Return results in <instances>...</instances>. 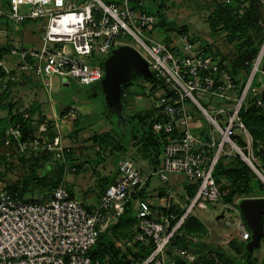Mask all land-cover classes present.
Here are the masks:
<instances>
[{"label": "built area", "instance_id": "2783aa9c", "mask_svg": "<svg viewBox=\"0 0 264 264\" xmlns=\"http://www.w3.org/2000/svg\"><path fill=\"white\" fill-rule=\"evenodd\" d=\"M147 1L5 0L0 4V18L6 17L14 24L37 22L40 45L11 47L8 55L16 61V73L12 74L9 62L1 59L5 76H0V85L7 87L22 73L35 76L45 87L50 86L53 75L60 77L64 85H69L71 78L81 85L96 84L104 75L98 62L116 47L133 46L130 41L138 44L139 49L133 47L149 62L152 74L162 85L152 91L151 84L148 92L153 105L152 131L165 138L164 157L156 174L166 182L169 173H181L190 185H196L188 207L173 225L174 214L159 217V211L147 199H137L138 227L154 244L141 264H179L174 258L169 260L165 252L195 206L205 209L215 203L223 204L224 221L231 224L230 211H239L238 203L245 198L223 203L215 177L222 159L238 155L264 190V166L249 151L253 138L241 115L252 105L264 112V71L260 65L264 45L246 80H240L227 61L206 52L190 32L172 30L161 34L160 39L147 33L158 21L155 14L147 12ZM225 1L247 4V0ZM22 6H26L25 11ZM255 80L261 86H256ZM197 93L205 97V104ZM216 99L220 105L211 104ZM190 105L202 115L203 123ZM39 130L46 131V125H39ZM21 136L18 125L0 137V144L4 140L9 145L15 139L21 151L54 150L56 157L62 159L71 153L58 136L42 143L37 138L21 140ZM8 166L9 162L0 163V172ZM118 169L117 180L106 187L94 204L72 195L63 183L50 192L36 190L24 196L0 187V264H94L90 252L99 235L119 220L133 194L147 180V174L130 157H123ZM237 228L240 240L248 241L251 232L246 223L238 220ZM175 253L184 259V264H195L196 255L188 249L180 248Z\"/></svg>", "mask_w": 264, "mask_h": 264}, {"label": "trees", "instance_id": "16d2710c", "mask_svg": "<svg viewBox=\"0 0 264 264\" xmlns=\"http://www.w3.org/2000/svg\"><path fill=\"white\" fill-rule=\"evenodd\" d=\"M159 1H161L160 5L162 6L161 3L163 2V0ZM146 10L149 13L155 14L157 17L159 16L157 24L153 27V29L146 30L147 33L159 31L161 34L162 32L165 33L172 30L190 32L189 27L186 24L178 25L174 22L169 21L164 14L160 13V9H158L156 13L149 10V8H147ZM6 19L8 20V18ZM208 22L214 32H219L222 30H225L227 32V39L236 48L237 55L234 58H228L226 55L220 54L218 51H216L212 46L213 44L208 41H201L204 50L209 54L219 55L221 60H228L226 64L230 67L231 71L237 76V78L245 81L248 76V72L250 73L252 63L256 56L259 54L264 41L263 0H247L246 5L240 1H216L214 4V9L209 15ZM251 31H253L254 34H252ZM10 49L11 44L9 43L0 46V60L9 56L8 54ZM104 61L105 59L97 63V65H99L102 70ZM260 65L261 70L264 71V55ZM10 67L12 70V74H15L16 70L14 66L10 65ZM22 74L25 75L24 73ZM0 76H5V70L1 66ZM137 78H142L144 81L150 83V85L152 84V91H155L157 88H160L162 86L158 83L160 81H158L154 77L152 72L151 75L145 77L134 74L132 80ZM132 80L123 85L122 107L119 113L120 117L123 120L135 123L134 127L137 130H133L129 142L131 140L139 142L142 146H144V153L151 156V164L153 165V169L151 173H146L148 179V177H151L152 175H157L156 171L158 170L160 162L164 157L163 147L165 138L154 134V132L152 131V124L154 121L152 118L153 111L148 110L144 113H133L131 115L125 113V109L131 104V101L137 96V94L140 92L142 94V92H144L143 88L140 92H134L133 90H131V86L133 85ZM9 83H11L9 87L1 92V94L5 92L3 97H9V92L12 90L11 86L14 85L16 81H9ZM91 85L95 86V84ZM255 85L261 86V83L258 80H255ZM0 88H2V85H0ZM92 94L96 96L97 92L94 91L92 92ZM261 96L264 101V91L262 92ZM7 108L10 114L8 120L11 123L12 127H17L19 125L22 133L21 140H26L28 138L33 139L32 137L35 133V130L38 129V125L35 126L32 124L30 115L26 118L24 117L25 113H21L18 111L15 112V110H13L12 104H9ZM109 112L118 113L114 108L106 106V115ZM63 114H65V112H63ZM241 115L245 126L247 127L253 138V150L257 157V160L264 166V112L258 106L252 105L249 108L242 110ZM42 121L43 120L41 119V122ZM41 122H39V124ZM55 134H53V136L50 138L54 139ZM2 136L3 135L1 133L0 137ZM238 138L242 139L241 136H238ZM90 139H92L95 144L99 143L102 145L104 143H108L109 141H113L111 134L107 133L102 135L94 134ZM14 140L15 139H13V141ZM240 141L243 142L242 140ZM2 143L4 144V140ZM123 148L125 149V146L121 145L118 147V150H123ZM51 156L52 152L42 150L40 154H38L34 158L36 165L42 162L44 166L38 168L36 170V173L31 176L32 181L26 180L24 186L20 184H8L7 186L0 187L7 189L12 193L17 192L20 194V196H24L26 195L28 189L31 192L34 189L50 192L60 183H63L64 186L70 191V193L72 195H75L73 190L63 182L65 163H53L55 160H53V162H50L49 159ZM69 156L70 154H68L64 159L68 160ZM6 162V160L4 162L0 161V163ZM5 170L0 172V177L5 173ZM215 177L217 182L220 184V188L223 193V203H234L235 199L238 197L264 196V190L261 188L260 180L256 177V175L246 164V162L239 156H232L229 159H222L215 169ZM106 187L103 186V188L100 190V195L103 193ZM146 187H148V182H145L144 186L140 189L139 192L133 194L132 199L127 203L125 212L119 218V220L116 223L111 224L107 229L101 232L96 244L92 247L90 252L95 261L94 264H102L107 261L110 264H138L139 261H144L151 254L154 248V244L151 239L148 246L141 247L139 251L132 253L135 258L131 260L130 258H128V255L119 246H117L114 240H112L109 236L110 231H121L123 229L132 227L133 225H135V223H137L136 212L132 209V201L138 198L144 199ZM188 189L190 197H193L196 192V185H190ZM163 209H165L164 211L166 214H174L176 216L171 220V225L176 223V221L180 217V214H182L183 212L174 211V208L172 206L164 207ZM241 217L242 220L246 223L242 212ZM205 233H207V227L203 223V221L194 214H188L183 224L172 237L170 245L166 249L165 254L167 255V257H169V260H172V258H174V260H176L179 264H184L183 258L170 255L172 249L170 250L169 248L172 246L177 249L186 248L190 253L196 255L195 264H217L214 259L200 254L198 247L200 245L199 240L188 239L189 235L202 237V235H204ZM263 241L264 237L262 238L261 243ZM245 245L241 244V248L243 249L242 258L244 259L246 264H253V262L255 261L254 252L258 248H255L253 252L249 253L246 251ZM150 264L154 263L151 262Z\"/></svg>", "mask_w": 264, "mask_h": 264}, {"label": "rangeland", "instance_id": "374dc122", "mask_svg": "<svg viewBox=\"0 0 264 264\" xmlns=\"http://www.w3.org/2000/svg\"><path fill=\"white\" fill-rule=\"evenodd\" d=\"M152 0H148L146 3L149 7V10L156 11L157 10V4L153 3ZM216 1L221 0H167V6H169L166 10L167 13V19L171 22H174L176 24L182 25L186 24L189 27L190 33L195 38V41L201 42V41H208L212 43L213 48L218 51L220 54L226 55L228 58H234L236 53V48L233 44H231L227 39V32L225 30L214 32L210 24L208 22L209 15L211 11L214 9V4ZM264 2V0H263ZM22 10H26V6H22ZM30 30L32 31V34L34 36V45L39 46L40 40H39V25L32 22L29 26ZM252 34H254L253 31H251ZM156 37V39H160V32L154 31L151 33ZM0 42H3L0 38ZM133 46L136 48H140V46L132 41H130ZM264 45L261 46V48ZM228 61V60H227ZM249 74V72H248ZM48 77V76H45ZM40 81V80H39ZM51 84L49 87H43L41 92L39 93V96L43 101H45L47 104L49 102V99L58 102L60 105L59 107H64L66 105H82L89 103L90 106L94 108L93 114H90L89 117L84 118L82 122L87 121L89 124V129L85 130L84 128L81 129V137L87 139V142L90 140L88 139L91 135L93 136L95 133L102 134H111L112 136V142L109 141L108 143H104L103 146H100V149H98V156L100 155L102 157V160H100V163H94L91 161L92 164H85L87 162H83L82 165V171L81 166L76 167L73 166L74 163L80 162V159H70L74 155V151H71L69 160L62 159L56 157V152L54 150H46L49 152H52V156L50 157V162L63 164L65 163L66 167L70 166L71 170H69L68 175H82L83 181L87 180L88 182L92 180L91 184L93 188L98 187V180L100 175L109 174L112 177H108L107 181L110 183L114 181L113 175L118 174V163L120 159L122 158V155L118 147L123 145L124 141L127 142L130 140V136L133 133V130L135 129L134 122L123 120L120 115L116 112H109L107 115L103 113L97 112V110H102L105 105L103 106V103L105 99H103V96L99 94L97 91H99L97 84L94 85H81L77 80H74L71 78V83L69 85H64L61 83V79L58 76H51L50 77ZM133 85L131 86V90L134 92H140L143 88L144 92H141L137 94L135 97V101H133V105L130 107L132 108V111H129L128 114H132L135 110H139L140 108L149 109L151 105V97L148 95V91H150V83L144 81L142 78H137L132 80ZM11 83L7 84V87L0 88V94L4 91V89H7ZM13 88V85L11 86ZM95 89V90H94ZM96 91L97 95H93L92 92ZM11 91L9 92L10 95ZM161 93V90L159 91ZM5 92L0 95V102L3 101V97ZM8 95V96H9ZM200 101L205 104V97L196 94ZM10 97V96H9ZM54 98V99H53ZM22 100V97H20ZM91 99V100H90ZM90 100V102H89ZM23 101V100H22ZM211 104L220 105V102L218 99L213 100ZM106 108V107H105ZM190 108L192 109L195 117L199 120L200 123L204 122V119L202 115L190 105ZM27 109V108H26ZM26 109H22L21 113H25ZM105 110V109H104ZM143 109H140L142 111ZM8 108L6 110H0L1 116H7L6 118L0 119V126L4 128H0V134L6 135L8 134L11 129L13 128L11 123L8 120ZM80 118V117H79ZM87 119V120H86ZM81 120V118H80ZM41 122V120H39ZM43 122V121H42ZM7 123V124H6ZM46 125V131H38L35 130L34 136L32 138H37L40 140V142L44 141H52L54 139H51L50 137L53 136L57 132H59L58 128H54L49 122H45ZM83 126V125H82ZM137 130V129H135ZM134 130V131H135ZM37 132V134H36ZM45 133L48 135L46 136ZM33 134V133H32ZM98 138V137H97ZM96 138V139H97ZM106 139V138H103ZM61 140V138H60ZM86 142V140H84ZM132 142V140H131ZM61 143L63 146H66L62 140ZM94 144V143H93ZM69 147V146H67ZM95 147L94 145L92 146ZM130 152L127 154H130L131 156H135L138 153L144 152V146H142L139 142L133 141L132 144L129 145ZM251 149L249 151H252V156L256 161L257 157L254 153L253 147H250ZM72 150V149H71ZM95 150V149H94ZM10 152L8 156H3L2 153L4 152ZM42 150L38 151H21L20 146L17 141L11 140V143L9 145H5L2 143L0 144V161L4 162L5 160L9 162V167L6 168L5 173L1 175L0 177V186L4 187L8 184L14 185V184H25L26 180L32 181L31 176L36 173V170L43 165L42 162L35 164L34 158L40 154ZM72 155V156H71ZM238 156V155H237ZM130 157V156H128ZM137 157V156H136ZM133 158V157H132ZM135 158V157H134ZM133 158V159H134ZM138 158V157H137ZM136 158V159H137ZM142 160H138L139 166L142 168H146V164L144 165ZM259 162V161H258ZM138 166V167H139ZM73 167V168H72ZM85 168V169H84ZM117 169V170H116ZM140 169V168H139ZM35 171V172H34ZM146 171V169L144 170ZM99 173V175H97ZM173 174H181V173H169L168 175L171 176V178L175 177ZM184 174H181L178 178H183L182 176ZM108 182V183H109ZM170 182H172V179H170ZM32 185V184H30ZM168 184L163 182L158 175H152L151 181L149 184V187L147 189L148 193L151 192H157L163 188H167ZM36 191V189L32 190V192ZM29 189L26 193V195L32 193ZM101 191L95 189V190H80V188L77 189V197L81 200H84V198L80 195H86L85 197L88 198L87 201H91V197H95L97 199L100 195ZM177 191H172V196H176ZM180 196V194H178ZM177 195V197H179ZM163 197V196H162ZM91 198V200H90ZM156 202L159 201L160 197L156 196ZM237 199V198H236ZM235 199V200H236ZM190 202V200H189ZM189 202L187 203L186 207H188ZM132 209L136 210V200L132 202ZM207 206V205H205ZM210 208V209H209ZM223 204H212L210 207H205V211L202 210L200 205L195 206V208L189 213L196 215L200 220L203 221V223L207 227V233L202 235V237H196L194 235H189V240H199L200 245L199 251L200 254H203L204 256H207L208 258H212L215 260L217 264H246L244 259L242 258L243 249L241 248V244L245 245L247 241L240 240V232L237 228V222L238 220H242L241 212L236 210H231L230 213L232 214L231 217V224H227L224 221V209ZM179 211V210H178ZM185 211V210H184ZM183 211V212H184ZM182 212V213H183ZM181 215V214H180ZM109 236L112 240H114L115 244L119 246L127 255L128 258L133 260L135 256L132 255L133 252H137L141 249V247H146L150 244V238L144 236L138 227V224L135 223L132 227H129L127 229H123L121 231H110ZM171 250V256H174L175 251L178 249L175 247H170ZM254 259L255 261L253 264H264V241L261 243V246L256 249L254 252ZM139 261V260H138ZM141 261L138 262L140 264ZM137 263V262H136ZM102 264H110L108 261L104 262Z\"/></svg>", "mask_w": 264, "mask_h": 264}, {"label": "crops", "instance_id": "0c3cea01", "mask_svg": "<svg viewBox=\"0 0 264 264\" xmlns=\"http://www.w3.org/2000/svg\"><path fill=\"white\" fill-rule=\"evenodd\" d=\"M153 3L157 4V10L160 9V13L164 14L165 16H167L166 13V9L169 7L167 6V0H163V2L161 3L162 6L160 5L159 0H152ZM151 1V2H152ZM5 0H0V4H4ZM149 8L148 5L146 7V9ZM156 10V11H157ZM152 11V10H151ZM156 11H152L155 12ZM159 17V16H158ZM167 18V17H166ZM33 21H27L23 24H14L11 23L10 21H8L6 18H0V38L3 42H0V46L4 45V44H11V47L14 46H24V47H32L35 46L34 45V36L32 34V31L30 30L29 26L30 23H32ZM36 24H38L37 22H34ZM179 25V24H178ZM183 25V24H182ZM163 34V32H162ZM6 62H9L8 65L14 66L15 64V59H13L10 56H7L4 58ZM18 75V79L16 81V83L13 85V88L11 90L10 93V97H5L3 98V101L0 102V110H6L7 106L9 104H12L13 110H15V112H21L22 109H26L25 114H29L30 118L32 119V124L37 126L38 125V131L39 130V125L41 124H45V122H49L52 126H54V128L56 129V127L58 128L59 132L57 134H55V137H60L62 142L66 145L69 146L72 150L74 151V155L70 158V159H80L81 161L77 163H74L73 166L76 167H80L81 166V171L82 169V163L83 162H87L85 163L87 164H92V162L94 163H100V160H102V157L98 154V149H100V146L102 144H95L93 142L91 138V136L88 138L90 139L87 142V139L84 138L83 136L81 137V129H89V124L87 121L82 122V120L84 118H87L90 116V114L95 113L94 112V108L92 106L89 105V103L86 102V104H82L79 106H75V105H66L64 107H59V103L56 101L49 99L48 104L43 101V99H41V97L39 96V93L41 92L42 88L44 87L41 82L38 80V78H36L35 76L31 75V74H17ZM43 86V87H42ZM149 92V91H148ZM103 96V95H102ZM20 97H22V100L20 99ZM54 99V98H53ZM103 99L104 96H103ZM135 99V98H134ZM131 101V104L125 109V113L128 114L129 111H132V108L130 107L131 105H133V101ZM91 100V99H90ZM89 100V102H90ZM105 105V107L107 106L106 102L104 101L103 106ZM103 108L102 110H97V112L99 113H103L106 115V108ZM144 108H140L143 109L142 111L139 110H135L133 113H144L148 110H153V105L151 103V105L149 106V109H145V106H143ZM105 109V110H104ZM72 111H74L75 113L73 114ZM63 112H65V114H63ZM9 113V111H8ZM132 113V114H133ZM131 115V114H129ZM7 117V116H6ZM4 115L1 116L0 115V119L2 118H6ZM9 117V114H8ZM81 120H80V118ZM9 119V118H8ZM43 120V122H41L39 124V120ZM87 120V119H86ZM77 122V123H76ZM7 124V123H6ZM78 125V126H77ZM83 125V126H82ZM0 128H4L1 127ZM42 131V130H41ZM37 134V132H36ZM95 134H100V133H95ZM45 135L47 136L48 134L45 133ZM84 140H86V142H84ZM133 142V141H132ZM132 142L127 141V142H123L125 149H119V152L123 157H128L130 156V158H132L137 166H139L138 160H142L143 164L147 165L146 166V171H144L145 169L142 167H138L140 168V170L146 174L147 172L152 171L153 169V165L151 164V156L149 154H145L144 152H142L141 154L137 152V154L135 156H131L130 154H127L128 152H130V148L129 145L132 144ZM94 143V144H93ZM95 146L94 148L92 146ZM103 146V145H102ZM95 149V150H94ZM138 158H137V157ZM121 158V159H122ZM137 158V159H136ZM120 159V160H121ZM69 160V159H68ZM140 162V163H142ZM120 163V161H119ZM118 163V164H119ZM119 167V165H118ZM64 174H63V182L66 183L74 192V194L77 196V189L80 188V190H101L103 188V186H107L113 182H115L118 178V174L113 175V182H109L107 181L108 177H112L109 174H105V175H100L99 176V180H98V187L97 188H93L92 187V180H90L89 182L87 180L83 181L84 179H82V175H68L69 173V168H71L70 166L66 167V165H64ZM73 168V167H72ZM85 169V168H84ZM117 170V169H116ZM97 175H99V173H97ZM173 178H171V176H169L168 180L165 182L166 184H168L167 188H163L157 192H151L148 193L147 189L149 187L150 181H151V177H148L147 181L148 182V187H146L145 190V197L144 199H147L152 208L155 210H158V216H164L165 213V209H163L164 207H169L172 206L174 208V211H184L185 207L187 205V203L189 202V199L191 198L188 191H189V186L190 183L188 182L187 178L182 175L184 177V179L182 178H178L179 176H181V174H173ZM170 179H172V182H170ZM109 182V183H108ZM172 191H177L176 196H172L171 194H167L171 193ZM180 194V196L178 195ZM177 195L179 197H177ZM84 198L83 201H85L86 203L89 204H94L96 203V201L98 200L95 199V197H91L90 200L91 201H87L88 200V196L85 197L86 195H80ZM156 196H159L160 200L156 202ZM163 196V197H162ZM136 203H137V199ZM134 201V200H133ZM132 201V202H133ZM133 207V205H132ZM205 211V209H202ZM135 211V210H134ZM178 211V212H179Z\"/></svg>", "mask_w": 264, "mask_h": 264}, {"label": "water", "instance_id": "95a60500", "mask_svg": "<svg viewBox=\"0 0 264 264\" xmlns=\"http://www.w3.org/2000/svg\"><path fill=\"white\" fill-rule=\"evenodd\" d=\"M103 71L104 75L97 83V92L104 96L107 106L114 108L118 113L122 107L123 85L132 80L134 74L142 77L151 75L149 62L131 45L114 48L104 61ZM238 207L251 232L245 245L246 251L250 253L261 246L264 237V196L242 198Z\"/></svg>", "mask_w": 264, "mask_h": 264}, {"label": "bare ground", "instance_id": "6f19581e", "mask_svg": "<svg viewBox=\"0 0 264 264\" xmlns=\"http://www.w3.org/2000/svg\"><path fill=\"white\" fill-rule=\"evenodd\" d=\"M10 115V114H9ZM23 125V124H22ZM137 198V197H136Z\"/></svg>", "mask_w": 264, "mask_h": 264}]
</instances>
